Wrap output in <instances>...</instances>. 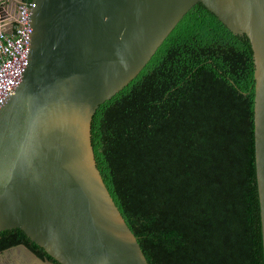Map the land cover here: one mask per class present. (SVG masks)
<instances>
[{"label":"water","instance_id":"95a60500","mask_svg":"<svg viewBox=\"0 0 264 264\" xmlns=\"http://www.w3.org/2000/svg\"><path fill=\"white\" fill-rule=\"evenodd\" d=\"M32 2L29 64L0 108V231L22 229L60 264H149L98 167L92 120L202 3L251 43L264 246V0Z\"/></svg>","mask_w":264,"mask_h":264},{"label":"trees","instance_id":"16d2710c","mask_svg":"<svg viewBox=\"0 0 264 264\" xmlns=\"http://www.w3.org/2000/svg\"><path fill=\"white\" fill-rule=\"evenodd\" d=\"M251 43L197 4L92 120L98 167L149 264H264ZM24 244L60 264L20 228Z\"/></svg>","mask_w":264,"mask_h":264},{"label":"built area","instance_id":"2783aa9c","mask_svg":"<svg viewBox=\"0 0 264 264\" xmlns=\"http://www.w3.org/2000/svg\"><path fill=\"white\" fill-rule=\"evenodd\" d=\"M32 0H20L10 31L5 30L6 19L0 29V108L20 83L29 64L32 40Z\"/></svg>","mask_w":264,"mask_h":264},{"label":"crops","instance_id":"0c3cea01","mask_svg":"<svg viewBox=\"0 0 264 264\" xmlns=\"http://www.w3.org/2000/svg\"><path fill=\"white\" fill-rule=\"evenodd\" d=\"M18 0H0V29L2 27L1 22L6 19L5 30L10 31L11 23L14 21L17 12ZM0 264H54L48 259H41L33 254L27 248L17 245L3 252H0Z\"/></svg>","mask_w":264,"mask_h":264},{"label":"rangeland","instance_id":"374dc122","mask_svg":"<svg viewBox=\"0 0 264 264\" xmlns=\"http://www.w3.org/2000/svg\"><path fill=\"white\" fill-rule=\"evenodd\" d=\"M19 2H20V0L17 1V4H19ZM0 4H2V3H0ZM0 261H1V260H0ZM1 264H4V263H1Z\"/></svg>","mask_w":264,"mask_h":264}]
</instances>
